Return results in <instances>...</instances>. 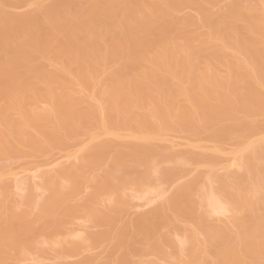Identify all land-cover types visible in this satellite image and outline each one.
Returning a JSON list of instances; mask_svg holds the SVG:
<instances>
[{"label": "bare ground", "instance_id": "obj_1", "mask_svg": "<svg viewBox=\"0 0 264 264\" xmlns=\"http://www.w3.org/2000/svg\"><path fill=\"white\" fill-rule=\"evenodd\" d=\"M0 264H264V0H0Z\"/></svg>", "mask_w": 264, "mask_h": 264}]
</instances>
